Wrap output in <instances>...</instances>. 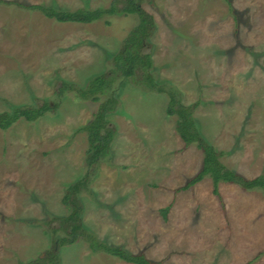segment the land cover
Returning <instances> with one entry per match:
<instances>
[{
	"label": "rangeland",
	"instance_id": "374dc122",
	"mask_svg": "<svg viewBox=\"0 0 264 264\" xmlns=\"http://www.w3.org/2000/svg\"><path fill=\"white\" fill-rule=\"evenodd\" d=\"M114 0H0V112L58 100L61 80L85 86L108 72L137 17L61 23L24 5L108 7ZM155 18L147 44L160 79L170 80L222 161L246 178L264 173V0H140ZM109 119L111 157L98 164L81 201L101 240L160 264H264V193L210 177L180 188L201 168L168 115L166 94L132 80ZM35 121L0 129V264H20L56 249L62 264H132L85 242L60 246L45 220L68 213L67 186L89 171L79 130L100 102L68 91ZM92 171V172H93ZM172 205L165 216L162 208ZM57 226V224H52Z\"/></svg>",
	"mask_w": 264,
	"mask_h": 264
},
{
	"label": "trees",
	"instance_id": "16d2710c",
	"mask_svg": "<svg viewBox=\"0 0 264 264\" xmlns=\"http://www.w3.org/2000/svg\"><path fill=\"white\" fill-rule=\"evenodd\" d=\"M24 7L40 11L44 16L61 23L88 24L102 19H107L106 23H109L108 18L113 16L137 17V24L125 36L120 49L110 55L111 67L108 72L92 76L85 86L62 79L55 91L59 101L71 91L81 99L100 102L93 118L79 129L87 134L85 161L89 171L67 186L63 203L67 206L68 213L62 216L50 214V220H45V224L50 227V233L55 236L60 246L82 241L88 245L92 253L104 252L132 264H160L147 258L144 253H133L121 245H112L101 240L83 218L84 207L80 195L84 190L94 195L90 188L93 180L90 175L95 174L94 171L100 162L111 157V144L117 132L109 116L118 111L121 104L118 93L128 80H132L147 91L166 94L168 98L166 112L168 115L176 116V132L186 145L195 144L203 153L200 170L180 188L181 190L190 189L206 177H210L213 193L220 201L222 196L219 187L223 182L237 184L246 190L261 189L264 193V173L254 178H246L228 167L222 161L225 152L218 150L200 130L194 114L199 102L185 104L181 90L170 80L160 79L156 75L152 54L146 51L147 44L155 32L156 22L154 16L142 7L140 0H114L108 7L93 9L70 10L43 4ZM59 101L44 100L40 106L14 105L11 111L0 112V129L8 130L22 118L35 121L48 111L55 110L60 105ZM171 207L170 204L162 208V213L166 216ZM20 264H62V256L56 249H50L44 256Z\"/></svg>",
	"mask_w": 264,
	"mask_h": 264
}]
</instances>
